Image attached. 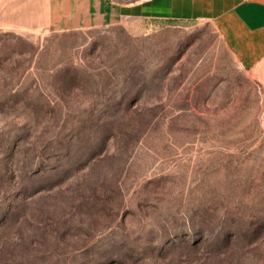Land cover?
Returning <instances> with one entry per match:
<instances>
[{
	"label": "rangeland",
	"instance_id": "obj_1",
	"mask_svg": "<svg viewBox=\"0 0 264 264\" xmlns=\"http://www.w3.org/2000/svg\"><path fill=\"white\" fill-rule=\"evenodd\" d=\"M96 5L0 0V264H264V75Z\"/></svg>",
	"mask_w": 264,
	"mask_h": 264
},
{
	"label": "crops",
	"instance_id": "obj_2",
	"mask_svg": "<svg viewBox=\"0 0 264 264\" xmlns=\"http://www.w3.org/2000/svg\"><path fill=\"white\" fill-rule=\"evenodd\" d=\"M91 1L97 4L96 20L91 24L118 17L211 22L241 67L250 74L264 75V0Z\"/></svg>",
	"mask_w": 264,
	"mask_h": 264
}]
</instances>
